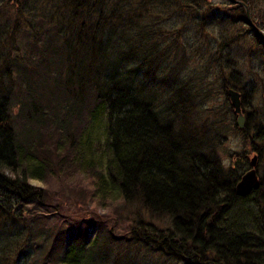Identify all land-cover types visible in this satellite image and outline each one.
<instances>
[{"label": "trees", "instance_id": "trees-1", "mask_svg": "<svg viewBox=\"0 0 264 264\" xmlns=\"http://www.w3.org/2000/svg\"><path fill=\"white\" fill-rule=\"evenodd\" d=\"M205 1L0 0V219L8 218L14 228L31 225V206L45 205L47 193L30 180L47 181L53 151L49 141L38 140L41 128L54 126L49 137L58 138L61 150L66 124L73 122L83 128L66 133V172L76 168L91 180L93 197L139 204L150 215L140 213L132 235L120 240L146 243L183 264H264L263 178L248 195L237 193L241 172L223 163L217 152L221 134L213 132L224 122L209 125L198 113L213 88L187 73L181 39L191 26L186 15L206 7ZM241 1L264 28V0ZM231 3L240 9L236 19L248 24L245 5ZM176 18L181 29L163 25ZM206 19L198 18L197 32ZM220 19V26L233 21ZM250 31L264 44L251 25ZM163 67L170 73L160 77ZM224 87L241 91L243 108L254 88L233 81ZM86 100L92 107L84 125ZM155 218L168 225L158 226ZM90 223L78 224L68 242L63 229L37 236L32 231L19 255L29 259L37 251L43 264H104L112 257L111 237L89 243ZM22 229L9 235L25 237ZM84 247L91 248L90 257ZM131 260L123 255L119 264Z\"/></svg>", "mask_w": 264, "mask_h": 264}, {"label": "rangeland", "instance_id": "rangeland-1", "mask_svg": "<svg viewBox=\"0 0 264 264\" xmlns=\"http://www.w3.org/2000/svg\"><path fill=\"white\" fill-rule=\"evenodd\" d=\"M205 2L204 6L206 7L196 10L197 12L192 10L186 15L187 20L191 22V26L186 27H191L193 32L191 33L185 28L181 38L189 55L190 69L187 70V73L194 76L195 79H200V85H208L213 88V93L201 103L198 113L200 111L201 121H204L205 118L209 125L210 121L223 120L224 126L213 131H219L221 134L217 152L223 163L232 166L238 172H241V175L255 167L261 182L262 178L264 181V132L261 133V135L263 134L262 138H259L258 127H264V44L257 40L253 31H250L249 24L236 19L241 14L240 9L234 7L235 4H232L230 0H206ZM259 8L262 9V6H259ZM217 11L221 12L216 15ZM249 13L252 16L251 9H249ZM194 15L197 23L194 21ZM202 16L206 17L207 21L204 20L206 23H203V30L197 32V24L199 27L201 23L198 18ZM222 16L231 17L233 21L224 19L228 22H224L222 23L223 26H220L219 22ZM181 23V19L176 18L171 22V25L167 26L164 22L163 25L176 30ZM261 30L264 31V28ZM220 32L223 37L219 36ZM199 45L201 46L198 48ZM179 63H182V61L179 60ZM163 69L165 71L159 74L160 77H165L170 73L167 67H163ZM183 75L187 76L186 74ZM232 81L238 83L241 88L244 86L249 89L254 87L251 90L248 104L244 106L245 114L249 112L251 117L249 120L246 118L243 128L238 126L237 115L234 113L226 87L223 88L225 83L230 84ZM14 87L17 88V85L15 84ZM82 104L87 111L84 114L83 123L85 125V122L89 120L90 112L88 108L92 107V103L86 100ZM17 109L16 105V112ZM105 119H102L103 124ZM76 126L73 127V122L71 124L67 123L66 133L77 135L83 126H79L78 129ZM53 127L51 124L42 127V135L38 138L40 143L43 142L41 139L49 141L52 145L50 149L53 148V151L51 150L47 155L49 159L46 174L47 181L44 182L37 178L30 180L31 184L45 188L47 193L45 205L39 206V208L31 206V211H36L35 218H31V214H28L29 219L33 221L31 225H15L14 228L8 218H5V220L0 219V245L8 241L15 242L14 244H6L4 250L0 249V264H43L44 257L37 251L29 259L19 255L22 243L27 241L29 237L35 236L32 231L37 236L39 233H44L45 230L58 234L63 229L65 241L68 242L76 233L78 224L90 225V222H93V227L88 230L90 231L88 235L89 243H93L98 236L101 238L103 236L111 237L110 250L112 257L104 264H115V261H118L119 264L123 255L132 259L130 264H183L168 259L157 249H150V246L146 243L120 240V238H127L132 235V228L135 226V220L140 213L146 219H149L150 215L139 204H123L110 198V201L106 202L101 201L97 195L93 197L89 185L91 180H87L79 174L76 168L71 169V174L66 172L67 168L64 169L65 164L61 162V159H63L62 153L68 150L66 148L69 146L70 141L66 139L67 134L65 133L63 136L65 149L60 150L58 138L49 137L50 128ZM45 128L47 129L45 130ZM100 129L105 131V126H100ZM58 150L60 153L57 155L56 151ZM253 159L255 165L251 163ZM155 221L162 228L168 225L165 220L160 221L155 218ZM21 229L24 230L25 237L9 235L14 233V230ZM39 243H42L41 240L37 245ZM127 244H130V246ZM90 251L91 248L84 247L83 254L90 257L88 255Z\"/></svg>", "mask_w": 264, "mask_h": 264}, {"label": "water", "instance_id": "water-1", "mask_svg": "<svg viewBox=\"0 0 264 264\" xmlns=\"http://www.w3.org/2000/svg\"><path fill=\"white\" fill-rule=\"evenodd\" d=\"M231 1H237L245 5L247 9V23L252 25L256 31L262 35L264 38V31L260 29L251 19L250 13H249V7L248 5L241 1V0H231ZM228 95L230 97L232 106L234 108V113L237 115V124L239 127L243 128L246 121V114L243 110L242 105V93L241 91L235 89V88H229ZM252 165H255V160H252ZM260 186V179L258 177V173L255 167H252L249 169V171H246L241 178L238 180L236 184V191L239 195H248L252 192L253 189H256Z\"/></svg>", "mask_w": 264, "mask_h": 264}]
</instances>
